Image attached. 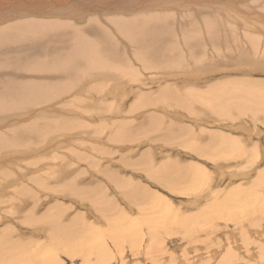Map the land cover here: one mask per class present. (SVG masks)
I'll return each instance as SVG.
<instances>
[{
  "label": "bare ground",
  "instance_id": "obj_1",
  "mask_svg": "<svg viewBox=\"0 0 264 264\" xmlns=\"http://www.w3.org/2000/svg\"><path fill=\"white\" fill-rule=\"evenodd\" d=\"M123 1L126 3V4L123 3L125 6L120 5V7L110 9L106 6L107 4L104 3L103 0H0V154H1L0 157L4 155V152L5 153L14 152L15 150H18L19 147L21 148L20 151L22 150L24 151L26 147L33 148L34 145L36 146L38 140L41 141L44 140V138L50 140L51 136L50 138H47V136L52 134L55 135L56 133L60 132V130L62 131L70 130L75 132L76 128H80V127L82 128V123H80L75 119H72L73 117L69 119L70 118L69 115H68L69 118H66V116L64 118L62 114H60L62 115V117H59L57 114H54L59 110V109L56 110V107L55 108L53 107V103L54 104L56 102L58 103V100L55 99L60 98L61 96L64 98L65 96H68V94H73L77 92H81L83 94L84 92H88V90H90L91 92L94 91V93L100 90L101 93L108 96L110 94H113L112 93V91L114 92V90L112 89L113 86L119 87L120 84L125 85L123 83H126L127 82L126 80H128V82L129 80L130 81L141 80V77H139V75L136 76L133 68L129 66V64L133 60L139 63L138 64V66L140 65V67H138L139 69L152 70L154 72L161 74V76L157 74L160 80H164L167 79L168 77H171L176 81L179 80L175 82L174 85L175 84L178 85V83H183L185 85L181 87L175 86V88L171 87V89L166 88V86L164 88L162 85L160 91L158 90L159 91L158 94L153 92L152 93L142 92L140 93L141 94L140 95V94H136L138 92L137 91L135 93L137 97L136 99L134 98L135 99L134 102L132 101L133 104L130 107L131 111L129 113H133L134 111L136 112L138 110L140 111L141 109L140 113L142 114L145 113V116L143 119L141 118L142 120L140 122L131 123L129 120L128 122L120 119V121L115 120V122L113 121L110 124H108L106 120V121H102L99 126L95 127L96 129L95 131H101L102 136L106 133V130L107 132L109 131L108 135L110 136V139L113 142L115 140L121 141L122 139H124L127 140L128 142H135V143L137 142L138 144L139 139H143L142 141L148 139L150 141L149 143L146 142L148 143V145L149 144L151 145L155 144L157 146L167 145V147L169 145H171L172 147L173 145H177L182 147V149H185L200 158L211 159L213 162L217 164L215 174H210L208 171L203 169L199 164L193 161L184 160L181 159L180 157H175V155L172 156L170 155V153L161 157L160 160H157L158 156L152 149L150 150L144 149V151L142 152L139 153L132 152V154L127 152V154L129 153V156L122 155L118 158L122 166L126 165L125 168L128 167L130 168V170L131 168L133 169L137 167L136 169H138L139 172L144 173V175L147 177V180H150L151 183L156 184L162 187L163 189L172 192L176 191L179 194L183 189L189 190L193 192V194L195 195L197 194V192H199L202 194L201 195L202 199L207 194H210L212 192L211 195L215 196V198L217 196L221 197L222 198L221 201H223V203H227L228 205L232 206V208L233 207L235 208L236 205H232L231 200L234 203L238 204L240 201L238 202L237 200H242L244 197L241 194L237 193L236 195L241 199L237 198V196H235L232 192L234 190L233 187L228 189L223 188L212 191L213 186L210 185L211 181L207 180V176L213 175L215 178L219 176L218 180L221 179L220 176L223 174L224 169L226 167V165L223 162L225 161L228 162L229 160L232 159L233 160L239 159L240 161L247 160L246 162L252 161L253 163L254 161H256L253 158L254 157L253 148L244 147L243 144L242 145L237 144L236 140L238 138L236 139L235 137H233V135L228 134L230 132L225 133L222 131L215 130V128L214 129L200 128L199 130L195 131V129H193L194 127L192 128L186 124L183 125L181 123H175L170 119H167L164 116H162V114L156 112H147L149 113L147 114L145 112V108L158 109L161 106L167 105L169 108L173 107V109H180L187 111L193 110V112L190 113L194 116L195 115L201 117L207 116V118L208 117L212 118V116L214 115L219 119L218 122H222V121L233 122L235 121L236 118H239L241 116L239 115V113L243 110L242 106L239 105L241 101H245L248 104L247 107L249 110L245 109L244 112H250L253 116H255V113L257 111L254 113V110H252L254 106L251 105L254 103L253 105L258 104L259 106L260 104L257 101H260L261 99L260 103L262 107L260 105L261 107L260 109L264 112L263 110L264 91L258 89V86L255 83L256 80L255 81L252 80V82H247L248 84L251 83L250 86H256L253 88L252 87L249 88V85L248 86L246 85V81H244L243 83L239 81L240 83H237L236 79L227 77L228 74L226 75V77H220V78L218 77L217 79L214 77L213 80L209 79L210 76L212 78L213 74L218 73V70H220L223 66L226 65L229 66L230 64H234V65L242 64V62L245 64L247 63L257 64L263 62L259 65V68L256 67V65L253 66L254 68L253 70L258 68V72L264 71V66H263L264 32H260L261 35L260 33L257 34V36L252 35L253 31L254 32L255 31L258 32L259 30L264 31V27H263L264 23L261 19L262 17H264V15H261L262 13L256 14L252 12L253 15H257V17L259 18H255L253 16L252 20L254 21L251 22L250 19L247 18L249 17V15L252 17L251 12L243 11L245 9L241 7V6L243 7L246 6L245 5L246 0H240L241 2L236 3V4H242V5H238L239 7H236L234 5L235 4V2H233L234 0H228V1L227 0L225 1L224 0H217V1L216 0L215 1L214 0H141L139 1L138 0L139 2H135L137 0L135 1L123 0ZM211 1L212 3H210ZM253 2L254 4H256L255 6H259V10L262 12L261 8H264V0H253ZM54 3L55 6L60 7L62 9L61 11L68 10L69 11L68 14H66L67 12L65 14L69 15V17L72 18L74 22L75 21L82 22L87 15L90 16V18L88 17V21L87 19H85V21H87L88 24L86 23L87 24L86 26L78 27L75 26L72 20L62 21L58 16L59 13L58 10L55 13H52L51 17H55V18H50L49 14L51 11L49 6L53 5ZM247 3L248 2H246V4ZM117 6H119V4ZM254 7L252 6V8ZM119 8L126 10L125 11L126 13L123 12L125 13V15L121 16L122 14L121 15L118 14L120 16L112 18L111 25L113 26V28H115L112 30L113 31L115 30L116 32L115 33L116 35H114L110 31V29H107V27L104 26L105 24L104 25L99 24L100 21H98L96 14L100 13L101 10H104L105 12H109V13H113V11L119 12L117 10ZM134 12H136V15L131 16L130 14L132 13L134 14ZM93 15H95L94 18L91 17ZM102 17L100 16V18ZM259 23L261 24L263 23V24L260 25ZM240 30H243V32L242 31L240 32ZM117 35L122 37L123 40H125L126 42L123 41L122 39L118 40ZM243 40H245V43ZM213 41H215L214 43L218 42L223 48L228 47L232 49L231 52L235 53L233 54L234 56L230 55L228 56V58H225L227 54L226 55L224 54L225 55L223 57L225 58V60L223 59L224 61H222V58L220 59L215 58V56L213 58L209 57L208 55L210 53L204 52L203 48H205L206 44L212 43ZM255 42L259 44V46H257L258 45L257 44L256 45L257 48L256 46L255 48L258 51H260V49L263 50L261 55L258 54L257 50H255L257 54L254 53V50L251 51L253 45L252 43L255 44ZM128 56L132 59L131 61L128 60L129 59ZM115 58L121 60V62H124V64L125 61L128 63H126L127 65H124L123 63H117L119 61H115L114 60ZM131 68L134 72H132V70L129 71V69ZM150 77L151 79H153L152 78L153 76ZM89 83L90 85L92 83V85L89 86ZM132 83L131 85H134ZM142 83H144V81ZM108 84H112V85H108ZM87 85L89 86L88 88H86ZM165 85H167V83ZM174 85L172 84V86ZM245 85L247 87H245ZM107 86L108 88L105 89ZM85 88L86 90L82 92L83 89ZM98 88L99 90H97ZM157 88H159V86ZM141 90L142 89H140V91ZM123 91L125 93L120 91L121 92L120 95L122 97L127 96L129 91L126 92L125 89ZM160 94L161 96H159ZM162 94L167 99H165L162 96ZM254 98L255 99L257 98L259 100L257 99L255 100ZM72 100H73L72 104H74V106L80 105L87 107L90 105V101L80 96H76ZM106 103L107 102L104 103V106L106 105ZM67 107L69 106L67 105ZM105 107L107 108L109 107V105L107 104V106ZM119 107L121 106L120 105H116L113 107L110 106V110L111 112L113 110L114 112H116L114 114H117L118 111L120 112L122 111V109ZM21 110H27L26 114L37 117H32L33 119H31V116L24 117L23 119H18V120L13 119L16 121H13L12 123H10L11 125H9L8 127L6 126L7 128H5L3 124L5 122V118L3 117L4 119H1V117L3 115L11 114L12 112H17V111L19 112ZM232 110L237 111L235 112L237 114H235L234 111ZM105 111L107 110L104 109V112ZM140 113H137L138 116L141 115ZM8 117L10 116L8 115ZM25 120H27V122H25ZM20 121L22 122L20 123ZM91 127L92 126L87 128L94 130L93 129L94 127L92 128ZM232 130L234 131V129ZM66 137H68V135H66ZM71 138H73V136ZM48 140H44L42 142L44 143L46 141L49 142ZM242 140L243 139H238L239 142L241 141L244 143V141ZM40 141L38 142L40 143ZM155 141H158L160 143H157ZM244 144L246 145V143ZM98 147L95 149L98 150ZM37 148L38 147L36 146L37 151L35 149H32L36 151L34 154H36L37 152L38 153L42 152L44 150L46 151L48 147L46 146L44 150H41V148L39 150V148L38 149ZM104 149L106 148H103V152H105ZM29 152L30 151L23 152L25 153V155L21 156L20 158L24 159L26 156L29 155L26 153ZM74 153L76 156L75 158H78L80 160L81 159L83 160L84 158L86 159L89 158V156L86 157L87 154L83 155L85 153L81 154V153H77V151L76 152L74 151ZM50 156L51 157L49 158L55 160V162H53L55 164H57V162L60 163L61 162L60 159L63 158L62 156H59L57 154H53V155L50 154ZM32 157H33V153H32ZM46 158L49 161L47 156H41L40 158H36L35 161H34L35 158H33L30 160V162H32V160L33 162L29 163V165L38 166V164L44 161L46 163ZM7 160H9V158L0 161V163L4 162V164H0V172L3 169L5 173L4 176L9 175L8 171H10L9 169L6 168V167L9 168L10 166V164H7L8 163ZM89 160H92L90 161L91 162L90 164L92 165V167L95 168V169L93 168L91 169L99 173L102 176V179L104 178L106 179L107 182H109L108 184H110L109 186L111 187L112 191L115 192L113 193L115 196H112L106 187L104 188V185L107 184L106 181L103 186L100 182L94 180H93L94 183L91 182L92 184L89 182L84 186H78L77 183L78 181L77 182L75 181L77 185L76 184L66 185L64 186V191H67L68 193L70 192L72 198H73L72 193H74L77 199L79 198L81 201L86 202L93 209L92 212H94V214L97 216L96 218L98 219L97 221L94 222L84 221L85 219L82 220L83 214H77L78 213L77 212L68 221L65 220L66 223H63L62 218H60V214L62 216L66 214L63 215L61 211L53 212L54 214L44 213L41 215L40 212L38 215L37 212L36 214H34L33 211L32 213L22 214V219L20 218L21 221L33 225L34 228L36 226V228H38L39 230L40 229L43 230V228H45L44 231L46 232L43 233H45L46 244L60 242L59 245L61 246V249H63L64 254L76 253V255H81V253H83L82 260L86 262V264L89 263V260L92 261L90 262L92 264H110L113 262L112 259L114 260L118 259L120 261V264H128L135 259L136 260L139 259L141 261L137 263L134 262L133 264H138L141 262L143 263L145 262L144 264H163L164 259L165 260L178 259L181 264H197L196 259L201 255V253L199 254L195 253V255L191 257L193 260L189 261L187 254L189 249L190 250L192 249V245H189V243L192 244L195 242L197 243L194 244L196 246L198 245L205 246L206 244L203 243H205L207 238L206 239L204 237H203L204 239L201 238V234L199 232L202 231L201 233H203L204 235V232L208 231L209 233L210 229L200 230L197 234L191 233L192 235H189L185 238H180L179 234L181 231L177 233L175 232L177 228L174 231L171 229V227L172 225H179L181 227L184 225V227L186 228L187 226L185 225L187 224V222L190 221L189 218L193 219L194 221L195 218L201 216L200 213L203 211L204 208H199L197 209V211L189 215L185 210H183V207L171 206L170 205L171 203L165 198V196L162 197L157 192L150 190L147 186L143 185L139 180H135L130 177L121 175L117 170L114 171V169L113 170L110 169V167H108L110 166V164L106 166L107 164L103 165V163H97L98 160L97 162L90 158ZM230 173L231 172L228 171V174ZM19 175L22 174L18 173L16 179L19 178ZM40 176H42V174ZM1 177L3 176H0V179ZM9 178H15V177H12L11 175ZM16 179L14 180L12 179L13 181L11 183L15 182ZM29 180L30 182L34 181L32 183L33 185L35 184V182L41 183V181H39L37 176L35 177L31 176L29 177ZM6 181L9 184V181L8 180ZM21 184L17 187H13L14 188L13 192L15 194V197L13 198V196L11 195L12 197H9L8 199L11 201L12 206H18L19 208L20 206L22 207V205L24 206L27 204V200L25 199L24 196L25 195L24 193L26 192H23L25 191L26 185H21ZM204 185H206V187H204ZM202 187H204L205 190H203ZM2 188L4 190V188L6 187L5 186L3 187V185H1L0 194L5 192V191H1ZM199 189H202L200 190L201 192L199 191ZM60 191L62 193V190ZM17 193L23 194V197H20L22 195H17ZM31 193H32L31 196L32 199L36 197L33 196L34 192ZM230 193H232L233 195ZM196 196L199 198L198 195ZM48 198H44V200ZM119 198L121 199V201H124L126 203L127 205V208L125 207L126 210L120 207L119 204L117 203V200ZM201 198L199 199L191 198L190 195L185 199L183 206L196 207V205H198L200 200H202ZM32 201L33 204L31 205L34 206L33 208H38L39 205L37 204L34 205L35 200ZM42 203L43 202H41V205ZM69 205L70 204H68L67 206ZM210 205L212 204H209V206ZM47 206L49 207V205ZM60 207L61 206L55 205L54 208L60 209ZM70 208L68 207V209ZM133 209H135L134 210L135 212L133 211ZM61 210H65V209H61ZM18 214L21 213L18 212ZM71 214L73 215V213ZM89 216L92 217V215ZM246 216L248 215L246 214ZM66 217L64 218L66 219ZM196 220L199 221V219ZM200 221L202 222L204 220H200ZM248 223L250 222L248 221ZM159 228L161 229L159 230ZM163 228H165L166 230L161 231ZM7 229L8 228H6V230ZM10 229L12 228H9V230ZM9 230L7 232L4 231L3 233H0V256H2L3 258L5 257V259L3 260L4 261L6 260V262H7L6 257H9L11 259V256L13 254L18 255L19 258H26L23 256L24 255L26 256V253L28 254V252L30 251L24 252L22 250L24 249L23 246L25 245L26 247L28 242L15 238L12 239V236L10 235L12 232L10 230V234H9ZM184 233H187L186 229ZM104 238L110 240L109 242H111L110 246H112V249H109L108 243L107 245H105L101 242V240ZM120 238H122L123 241H120L119 240ZM166 238L167 239L169 238L170 241H172V239H177V238L184 241L181 242L180 244H177L179 248L180 247L182 248L179 254H177L176 256L171 254L169 257L166 256L162 247H160L162 245L164 246L165 244H167L165 243L167 240ZM196 238H198L197 241ZM90 239L92 241H95V243H89ZM83 241L84 243L82 244ZM40 242L41 243H38L37 247L35 248L37 250H41L42 253L45 255V252H43V249L41 248L42 241ZM73 242H75L74 245L76 244L78 245L76 248L73 247ZM30 243H32V241ZM44 243L45 242H43V244ZM55 245H57V243ZM251 245L252 244L250 243L244 244V247L246 248L245 251L247 254H250L249 256L254 255L255 253L254 250L249 252L250 250L249 248L251 247ZM11 247H13V249L15 248V250L10 249ZM227 247H230V245ZM89 249L93 250L95 253H94V257L88 256L89 257L88 260V258H86L85 256L84 258L83 255ZM256 249L257 248H255V250ZM261 249L262 247L259 246V250ZM53 250L54 249H52V251ZM72 251L75 252L72 253ZM37 252L39 253L40 251L35 252V250H33L30 252V255H34L36 256V258H38L40 255L37 256L38 255ZM223 252L227 253V250L226 251L224 250ZM42 253L41 256L43 255ZM129 254L133 255L134 258L133 259L131 257L130 262H128V260L126 259L127 255ZM49 255H51V253H49ZM49 255L47 256L45 255L47 257V260H52L51 256L48 258ZM41 256L40 258H43ZM234 258L235 261H233V263L231 264H241L240 263L241 260L244 259L243 257L242 258L234 257ZM1 260L2 259H0V262ZM38 260L41 261L40 259ZM56 260L54 259L52 261H56ZM6 262L5 264H7ZM41 262H43L44 264V259ZM46 262L45 264H48ZM209 262H211V260H209ZM259 262L262 264L261 261ZM250 264H252V262H250Z\"/></svg>",
  "mask_w": 264,
  "mask_h": 264
},
{
  "label": "rangeland",
  "instance_id": "obj_2",
  "mask_svg": "<svg viewBox=\"0 0 264 264\" xmlns=\"http://www.w3.org/2000/svg\"><path fill=\"white\" fill-rule=\"evenodd\" d=\"M103 1H104V3L107 4L106 6L108 8H110V9L120 7V5H124L123 3H125L123 0H120V1L119 0H103ZM133 1H135V0H133ZM139 1H141V0H139ZM139 1L137 0L135 2H139ZM233 2H235L234 5L236 7H239L238 5H242V4H236L238 2H241L240 0H238V1L234 0ZM246 2H248L249 5H248V3L246 4ZM246 2H245V5L246 6H244V7L241 6L245 10H243L242 8L241 9L243 11H246V12H248V11L251 12L252 17L250 15H249V17H247L248 19H250L251 22L254 21V20H252L253 19V16L255 18H259V17H257V15H253L252 12H254L256 14L262 13L261 15H264V8H261V10H262V12H261L259 10V6H255L256 4H254L253 0H249V1L246 0ZM210 3H212V1ZM118 4H119V6H117ZM252 6L253 7L255 6V7L252 8ZM49 7H50V11H51L50 14H49L50 18H55V17H51L52 16V13H55L58 10L59 11L58 16L60 17V20H62V21H64V20L71 21L72 20L73 23L75 24V26H78V27H83V26H86L88 24L87 23L88 17L90 18V16H88V15L83 20V21H85V19H87V21H85V22H83V21L82 22L81 21L80 22H76L75 21L74 22V20L72 18H70L69 15H66L69 12L67 9H66L67 11H61L62 9L60 7L55 6V3L53 5H51V6H49ZM56 7H57V9H56ZM117 10L119 12L113 11V13H109V12H105L104 10H101L100 13H97L98 15L96 14V17H97L98 21H100L99 24L100 25H104L105 24L104 26L107 27V29H110V31L114 35H116L115 34L116 32H115V30L114 31L112 30V29H115L111 25L112 24L111 23L112 22L111 21L112 18L118 17L121 14H122L121 16H123L126 13L125 12L126 10H123L122 8H119ZM123 12H125V13H123ZM118 14H120V15H118ZM130 15L131 16H134V15H136V12H134V14L132 13ZM94 16L95 15H93L91 17L94 18ZM100 16L101 17L103 16V17L100 18ZM263 18L264 17H262L261 19H262V21L264 23ZM83 23H85V24H83ZM259 24L262 25L261 23H259ZM263 27H264V25H263ZM241 31L243 32V30H240V32ZM260 32H264V31H262V30H259L258 32H256V31L254 32L253 31V33L251 31L252 35H254V36H257V34H259ZM260 35H261V33H260ZM117 38H118V40H121V39L123 40V38L120 37L119 35H117ZM123 41H125V40H123ZM243 41L245 43V40H243ZM214 42L215 41H213L212 43L206 44L205 45V48H203L204 49V52L210 53L208 55L209 57L213 58L215 56V58H219V59L222 58V61H224L225 58H228V56L235 54V53L231 52L232 49H230L228 47H224L223 48V47H221V45L218 42H216V43H214ZM252 44L253 45H252L251 51L254 50V53H256L255 50H257L256 48H257V46H259V44L256 43V42H255V44L254 43H252ZM212 46H214V47H212ZM245 46H247V45H245ZM255 46H256V48H255ZM212 50H214V51H212ZM260 51H258V54L261 55V53H262L263 50L260 49ZM219 53H220V55H219ZM224 54L225 55L227 54L225 58H223L225 56ZM253 58H254V56H253ZM114 60L115 61H119L117 63H123L124 64V62H121V60H119L117 58H115ZM128 60L131 61L132 59L129 57ZM132 61L129 64V66L132 67L135 72L132 70V68L129 69V71L132 70V72H134L136 74V76L139 75V77H141V80H139V81H137V80L130 81L129 80V82H128V80H126L127 82L126 83H123L125 85L120 84L119 87L113 86L112 87V89L114 90V92L112 91L113 94H110V95L107 96V95L101 93L100 90H99V88L97 89L99 91L98 92L96 91L95 93H94V91L91 92L90 90H88V92H84L86 90V88H88L89 86L92 85V83H91V85L89 83V86L87 85L86 88L83 89V91H82V92H84L83 94L81 92H77V93H73V94H68V96H65L64 98L61 96L63 99L61 97L55 99V100H58V103L57 102L55 104L53 103V107L54 108L56 107V110H58V109L59 110H58V112H56L54 114H57L59 117H62V115H63L64 118H65V116H66V118H69V116H70L69 119H71L73 117L72 119H75V120L79 121L80 123H82V128L81 127L80 128H76L75 132L74 131H70V130H68V131H62V130H60V132L56 133L55 135L52 134V135L47 136V138H50V136H51V139L50 140L44 138V140H48L49 142L46 141L44 143V142H42L44 140H41V141L38 140V141H40L41 145L37 141L36 146L39 148V150H40V148H41V150H44V148H46V146H47L48 148L46 149V151L44 150L42 152H39V153L37 152L36 154H34L37 151L36 150V146L34 145L33 148L26 147V149L24 151L23 150L20 151L21 148L19 147L18 150H15L14 152H9V153H5L4 152V155H2V157H0V161H2L3 159L9 158V160H7V162H8L7 164H10L9 168L6 167L7 169L10 170V171H8L9 172V175H7V176L5 175L6 176L5 177L4 176L5 173H4L3 169L0 172V176H3L4 177V178L1 177V179H0V187H1V185H3V187L4 186L6 187V188H4V190H3V188L1 189V191H5L6 193L4 192L5 194L4 193H1L0 194V200H1L0 201V233H3L4 231L7 232L9 230V228H12L13 231H12V229H10L11 232H12L11 234H10V230H9V234L12 236V239L15 238V239H20V240H23V241L28 242V244H27L26 247H25V245L23 246L24 249L22 251H24V252H26V251H30L31 252L33 250H35V252L36 251H40L39 253L37 252L38 253L37 256H39V255L41 256L42 251L41 250H37L35 247H37L38 243H41L40 241H42V244H41L42 247L41 246H38V247H41L43 249V252H45V255L46 256L49 255V253H51V255H49L48 258L51 256L52 260H54V259L56 260L57 259L56 261L47 260V257L43 253L42 254L44 255V257H43V255L41 256L43 258H40V256L38 258H36V256L30 255V252H28V254L26 253V256L25 255L23 256V257H26L27 260H26V258H19L18 255L13 254L11 256V259L9 257H6L7 258V262H6V260L5 261L3 260V259H5V257L3 258L2 256H0V259H2L4 261L3 262L1 260L2 263L0 262V264H5V262L7 264H10V263L11 264H23V263L24 264H39V263H42L43 264V262H41L43 259H44V264H45L46 260H47L46 263H48V264H52V263L54 264V262H55V264H86V262H84L82 260L83 259L82 258V254L83 253H81V255H76V253L75 254H67V253L64 254L63 249H61V246L59 245L60 242H56L57 245H55L56 243L46 244L45 233H43V232H46V231H44L45 228H43V230L42 229L39 230L35 226V228H36V230H35V228H34L33 225L27 224L24 221H21V219H22V214L32 213L33 211H34L33 212L34 214H36V212H37L38 215H39V212H40V215H41V214H44V213H48L49 214V213H53V212H56V211L57 212H60L61 211L63 213V215L66 214L64 216H62L60 214V218H62V222L63 223H66L65 220L68 221L77 212H78L77 214H83L82 220L85 219L84 221H88V222L97 221L98 220V219H96L97 216L94 214V212H92L93 209L86 202L81 201L79 198L77 199L76 196L74 195V193H72V195H73V198H72V196L70 195L71 194L70 192L68 193L67 191H64V186L69 185V184L75 185L77 181H78L77 182L78 183V186H84L85 184H88L89 182L90 183L91 182L94 183L93 180L94 181H97V182H100L102 184V186L105 184L106 179L103 178L104 179V181H103L102 176L99 173H97L95 170H93L95 168L92 167V165L90 164L91 163L90 161H92V160H89V158L95 160L96 162L98 160L97 163H103V165H106L107 164L106 166H108L110 164V166H108V167H110V169H112V170L114 169V171L117 170L121 175L130 177V178L135 179V180H139L143 185L147 186L150 190L157 192L162 197L165 196V198L171 203L170 204L171 206H173V207H175V206L176 207H183V210H185L189 215L191 213H194L195 211H197V209H199V208H204L203 211H202L203 213L202 212L200 213L201 216L198 217V218H195V220L196 219H199V221L196 220L197 221L196 222L195 220L193 221V219L189 218L190 221L187 222V224L185 225V226H187L186 228L184 227V225L182 227L179 226V225H172V227H171V229L174 230V231L177 228L178 230L176 229V231H175L177 233L181 231L180 234H179V237L180 238H185V237H187L189 235H192L191 233L197 234L200 230H209L210 229L209 230V233H208V231L207 232H204V235H203V233H201L202 231L199 232L201 234V238H203V237L205 239L207 238L206 241H205V243H203V244H206L205 246L204 245H201V246L198 245V246H196V245H194V244H197L195 242L192 243V244L189 243V245H192V249L191 250L189 249L188 254H187L189 261H192L193 260L191 257L194 256L195 253H197V254L201 253V255L199 257H197V259H196L197 264H203V263L204 264L205 263L206 264H214V263L215 264L216 263L217 264H223V262H224V264H231V263H233V261H235V258L234 257H236V258H242L243 257L244 259L241 260V262H240L241 264L242 263L243 264H250V262H252V264L253 263L254 264H256V263L257 264H261L259 261H261L262 264H264V261H263L264 260V228H263V226H264V178H263L264 177V112L260 109L262 107V105L260 103L261 99H260V101H257V102H259V104L261 105V107H260V105L258 106V104L257 105L256 104L253 105L254 103L252 105L250 104L251 106H254L253 109H252V110H254V113L257 111L255 113V116L256 117L253 116L250 112H244L245 109L249 110L248 107H247L248 104L245 101H241L240 104H239V105L242 106V109H243L239 113V115H241V116L239 118H236L235 121H233V122L232 121H222V122H218L219 119L216 116H214V115L213 116L212 115H209V116H212V118L211 117H208L207 118V116H202V117L201 116H196V115L194 116V115L191 114L193 112V110L192 111H190V110L187 111V110L173 109V107L172 108H169L167 105H165L167 108L165 106H161L158 109H154V108L153 109L152 108L151 109L150 108H147L146 109L145 108V112L146 113L147 112H156V113L162 114V116H164L167 119H170L171 121H173L175 123H181L183 125L186 124V125H188V126H190L192 128L194 127L193 129H195V131L199 130L200 128H207V129L208 128H210V129H212V128L214 129L215 128V130L222 131V132H225V133L230 132L228 134L233 135V137H235L236 139L237 138L238 139H243L242 141H244V143H246V145H245L243 142H241V141L239 142L238 139H237L236 140V143L237 144H239V145H242L243 144L244 147H252L253 148V153H254V157L253 158L256 160L253 163H252V161L246 162L247 160L246 161L245 160L240 161L239 159L238 160L237 159H235V160L232 159V160H229L230 162L229 161L228 162L227 161L223 162L226 165V167L224 169V172L225 173L223 172V174L220 176L221 179L218 180V177L219 176L216 177V178L213 175L207 176V180H210L211 181L210 185L213 186L212 191H215V190H218V189H223V188H227L228 189V188L233 187L234 190L232 192H233V194L235 196H237L236 194L238 193V194H241L244 197L242 200H237L238 202L240 201L238 204L234 203L231 200L232 205H236L235 208L234 207L232 208V206L228 205L227 203H223V201H221L222 200L221 197H218L217 196L215 198V196L211 195L212 192L210 194H207V195L205 194L206 196L203 199L201 198L202 197L201 196L202 194L199 193V192H197L196 195H198L199 198H201L202 200H200V202L198 203V205H196V207H194V206L185 207V206H183V203H184L185 199L187 197H189L190 195H191V198H197V199H199L195 194H193V192H191L189 190L183 189L181 192L179 191L180 192V194H179L176 191H175L176 192L175 193V192H172V191L163 189L162 187H160V186H158L156 184L151 183L150 180H147V177L144 175V173H141V172L138 171V169H136L137 167L133 168L134 170L132 168L130 170V168H128V167L125 168L126 165L125 166H122V164L120 163V161L118 160V158L120 156H122V155H126V156L128 155L129 156V153L132 154V152L139 153V152L144 151V149H149V150L152 149L157 154V156H158L157 157L158 158L157 160H160L161 157H163L164 155H167V154L170 153V155H172V156L175 155V157H180L181 159L190 160V161H193V162L199 164L203 169H205L206 171H208L210 174H215V172H216L217 164L215 162H213L211 159H208V158H200V157H198V156L190 153L189 151H187L185 149H182V147L177 146V145H173V147L171 145H169L168 146L169 148L167 147V145H163V146L162 145L157 146L155 144H153V145L149 144L148 145V143L150 142L148 139H145V141H142L143 139H139L138 144H137V142L136 143L135 142H128L127 140H124V139H122L121 141L115 140L113 142L110 139V136L108 135L109 131L107 132V130H106V133L103 136L101 135V131H95L96 130L95 127L99 126L102 121H106V120H107L106 122L108 124H110L113 121L115 122V120L116 121H120V119L123 120V121H128L129 120L131 123L140 122L144 118V116H145V113H143V114L140 113L141 112V109H140V111L138 110L139 112L138 111H136V112L137 113H140L142 116L141 115L138 116V114L135 111L133 113H129L131 111V108L130 107H131V105L133 104L134 100L137 97V95H135V93L137 91L139 92L140 89H142V90L139 93L137 92L136 94H140L142 92H145V93L146 92L147 93H150V92L152 93L153 92V93H157L158 94L159 91H160V89H161V87H162V85H163L164 88L166 86V88H170V89H171V87L172 88H175V86L181 87V86L185 85L183 83H178V85H176V84L174 85V83L177 82V81H179V80L176 81L175 79H173L171 77H168L167 79H164V80H160L159 77H158V75L161 76V74H159L157 72H154L152 70H141V69L138 68V67H140V65L138 66L139 63H137V61H133L134 62L133 63ZM126 63H128V62L125 61V64L124 65H127ZM261 63H263V62H260V63H257V64H255V63H253V64H250V63L249 64L248 63L245 64V63L242 62V64H235L236 66L234 64H230L229 66L226 65V66H223L220 69L221 71L218 70V73L213 74V77L212 78L210 76L209 79L213 80L214 77L216 79L218 77L219 78L220 77H226V75L228 74L227 77L236 79L237 83H240V82L243 83L244 81H246V85L247 86L249 85V88L250 87L253 88V87H256V86H250L251 83L248 84L247 82H252V80H254V81L256 80L255 83L258 86V89L264 91V71L263 72H258V68H259V65ZM255 65H256V67H258V68L255 67L257 69V70L255 69L256 71L253 70L254 69L253 66H255ZM247 66H248V68H247ZM263 66H264V64H263ZM222 69L225 70V71H223ZM227 71H229V72H227ZM139 72H140V74H139ZM141 72H143V73H141ZM149 75L150 76H153L152 77L153 79H151V77ZM147 77L149 78V80H148ZM155 78H156V81H155ZM146 79H147V81H146ZM151 80H153V81H151ZM249 80H251V81H249ZM143 81H144V83H142ZM138 82H140V83H138ZM131 83L134 84V85H131ZM166 83H167L168 86L165 85ZM172 84L174 86H172ZM108 85H112V84H108ZM169 85H171V86H169ZM246 85H245V87H247ZM158 86H159V88H157ZM107 88H108V86L105 89H107ZM124 89H125L126 92L131 89L130 90L131 91V94H130V91H129V93H128L129 96L127 95V96H123L122 97L120 95V93H121L120 91H122L123 93H125L123 91ZM81 94H82V96H81ZM76 96H80V97H83L84 99H87L88 101H90V105L87 106V107L86 106H80V105L77 106V105H75L76 106L75 107L74 104H72L73 103V100L72 99L74 97H76ZM159 96H161V94ZM162 96L165 99H167L163 94H162ZM67 97H69V98H67ZM257 100H259V99H257ZM105 102H107L105 106H107V104H108L109 107L106 108L104 106V103ZM100 103H102V104H100ZM58 104L60 106L61 105L62 106L60 107ZM65 104H67L69 107H67V105H65ZM115 104L116 105H120L121 107H119V108L122 109V111L121 112L118 111L117 114H114L116 112H114L113 110L111 112V110H110V106L111 107L116 106ZM101 105L103 106V108L105 107L104 109H106L107 111L104 112V109L102 108ZM63 106H65L66 108L63 107ZM232 111H234V113L237 112L235 110H232ZM26 112H27V110H21L19 112L17 111V112H12L11 114L3 115L1 117V119H4L5 118V122L3 123L4 124V127L7 128L9 125H11L10 123H12L13 121H16V120H13V119H17L18 120V119H23L24 117L31 116V115L26 114ZM50 113H52V112H50ZM64 113H65V115H64ZM60 114H62V115H60ZM126 114H128V115H126ZM147 114H149V113H147ZM197 114H199V113H197ZM235 114H237V113H235ZM8 115L10 117H8ZM124 115H126V116H124ZM136 116H138V117H136ZM32 117H37V116H31V119H33ZM131 117H132V119H131ZM199 120H202V121H199ZM21 122L22 121H20V123ZM25 122H27V120H25ZM85 122L86 123L88 122V123L86 124ZM195 122H197V123H195ZM89 125L92 126V127H94L93 128L94 130H92L90 128L88 129L87 127H90ZM85 126H87V127H85ZM84 128H86V129H84ZM232 129H234V131L235 130L236 131L234 132ZM99 130H101V129H99ZM70 132H71V134H70ZM98 132H100V133H98ZM66 135H68V137H66ZM72 136H73V138H71ZM83 142H85L86 144L83 143ZM146 142H148V143H146ZM155 142L160 143L158 141H155ZM39 145H40V147H39ZM22 147H24V146H22ZM97 147H98V150L95 149ZM103 148H106L107 150L104 149L105 152H103ZM32 149H35L36 151L35 150H32ZM101 150H102L103 153L101 152ZM25 151H27V152L30 151L29 153H26V154H29L28 155L29 157L26 156L27 158L25 157L24 159L20 158L21 156H24L25 155V153H23ZM74 151L75 152L77 151V153H81V154L85 153L83 155H86L87 154L86 157L89 156V158H87V159L84 158L83 160L82 159L80 160L78 158H75L76 156H75ZM96 151H98V152H96ZM108 152H109V154H108ZM127 152H129V153L127 154ZM32 153H33V157H32ZM50 154L51 155L57 154L59 156H62L63 158L60 159V161H61L60 163L57 162V164H55V163H53V162H55V160L49 158V157H51ZM104 155H105L106 158L104 157ZM41 156H47L48 157L49 161L46 158V163L48 165L45 163V161L44 162H41L40 164H38V166L37 165H29V163H32L33 162V160H32V162H30L31 159L35 158L34 159V161H35L36 158H40ZM69 156H70L71 159L69 158ZM107 158H108V160H107ZM109 158H110V161H109ZM237 161H239V162H237ZM108 162H110V163H108ZM0 164H4V162H1ZM89 164L91 165V167H90ZM219 165H222V164H219ZM31 166H32V168H31ZM91 168H93V169H91ZM53 169H54V171H53ZM26 171H28V172H26ZM228 171L231 172V173L228 174ZM234 171H236V172H234ZM134 172H136V173H134ZM18 173L19 174L21 173L22 175H19V178L16 179ZM41 174H42V176H40ZM11 175H12V177H15V178H9ZM31 176H33V177L37 176L38 179H39V181H41V183L40 182H38V183L35 182L36 185L35 184L33 185L32 183L34 181H31L30 182V180H29V177H31ZM82 176H85V177H82ZM6 178H8V179H6ZM5 179L9 181V184H8V182ZM9 179H11V180H9ZM12 179L13 180L16 179V181L13 182V183H11L13 181ZM14 183H17V184H14ZM80 183H81V185H80ZM106 183L107 184L104 185V188L106 187L107 190L110 192V194L112 196H115L113 194L115 192L112 191L111 187L109 186L110 184H108L109 182L106 181ZM20 184L21 185H26L25 191H23V192H26V193H24L25 194L24 196H25V199L27 200V204H26L27 206L26 205H24V206L22 205V207L20 206V208H19L18 206H12L11 201L8 200V199H9V197H12V196H13V198L15 197V194L13 192L14 191L13 190L14 189L13 187H17ZM204 187H206V185H204ZM204 187H202L203 190H205ZM202 189H199V191L202 190ZM60 190H62V193H61ZM31 192H34L33 196H36L33 199L31 197L32 196V193ZM27 193H29V194H27ZM230 194H232V193H230ZM17 195H22L20 197H23V194L17 193ZM68 196H70V197H68ZM44 198H48L49 200L48 199H45L44 200ZM237 198H240V197L237 196ZM19 199H21V198H19ZM31 199L32 200H35L34 201V205H36V204L39 205L38 208H33L34 206L31 205V204H33V201ZM218 199H219V202H218ZM1 202H3V203H1ZM41 202H43L42 205H41ZM117 203L119 204L120 207H122L124 210H126L127 205H126V203L124 201H121V199L119 198L117 200ZM68 204H70V205L67 206ZM79 204H81V205H79ZM209 204H212V205L209 206ZM47 205H49V207ZM52 205H53V207H52ZM55 205L61 206L60 209L59 208L58 209L57 208H54ZM68 207L69 208L71 207V208L68 209ZM88 207H89V209H88ZM42 208H43V210H42ZM54 209H55V211H54ZM61 209H65V210H61ZM256 209H257L258 212L256 211ZM134 210L135 209H133V211ZM205 210H206V212H205ZM50 211H52V212H50ZM18 212L21 213V214H18ZM67 213H69V214H67ZM71 213H73V215ZM90 213H92V214H90ZM84 214H85V216H84ZM202 214H204V215H202ZM246 214L248 216H246ZM69 215H70V217H69ZM89 215H92V217L89 216ZM64 217H66V219ZM241 217H242V219H241ZM244 217H246V218H244ZM90 219H92V220H90ZM246 219H248V220H246ZM200 220H204V221L201 222ZM243 220L244 221H247V222H244ZM250 220H253V221H250ZM209 221H211V222H209ZM248 221L250 223H248ZM245 223H247V224H245ZM216 227H217V229H216ZM6 228H8V229L6 230ZM184 228L186 229V232L187 233H184V231H185ZM242 228H244V229H242ZM160 229L161 228H159V230ZM165 230L166 229L163 228L161 231H165ZM245 234H246V236H245ZM18 236H19V238H18ZM21 237H23V238H21ZM193 237H190V238H193ZM196 237H197V235H196ZM197 239L198 238H196V241H197ZM119 240L120 241H123L122 238H120ZM167 240L165 242L167 244H165L164 246L163 245L160 246V247H162V249L165 252L166 256L169 257L170 254L176 256L177 254H179L181 252L180 250H182V248L181 247L179 248L177 246V244H180L181 242H184V241L180 240L179 238L172 239V241H170L169 238ZM31 241H32V243H30ZM109 241L110 240H107V238H104V239L101 240V242L103 244H105V245H107V243H108L109 249H112V246H110L111 245V242H109ZM43 242H45V243L43 244ZM104 242H106V243H104ZM83 243H84V241L82 242V244ZM89 243H95V241H92L90 239L89 240ZM218 243H219V245L220 244L221 245L223 244L225 247L223 245L222 246L220 245L221 246L220 247L218 245ZM246 243L252 244L251 247L249 248L250 249L249 252H251V251L254 250L255 251L254 255L249 256L250 254H247L246 253V251H245L246 248L244 247V244H246ZM74 244H75V242H73V247L76 248L78 245L77 244L74 245ZM52 245H53V247H52ZM229 245H230V247H227ZM259 246L262 247L261 250H259ZM74 248H73V250H74ZM214 248H216V249H214ZM255 248H257V249L255 250ZM10 249H13V247H11ZM52 249H54V250L52 251ZM223 249L225 251L227 250V253L226 252L224 253L223 252L224 251ZM13 250H15V248ZM89 250H90V252H89ZM89 250L83 255V257L85 256L86 258H88V260H89V257L90 256L91 257L92 256L94 257V253H95L93 250H91V249H89ZM167 251H168V253H167ZM74 252L75 251H72V253H74ZM234 252L236 253V255H235ZM238 252H240V253H238ZM31 256H32V259H31ZM210 256H212V257H210ZM45 257H46V259H45ZM131 257L133 258V255H131V254L127 255V258L126 259L128 260V262L131 261ZM227 258H229V259H227ZM38 259H40L41 261H39ZM246 259H248V260H246ZM112 260H113V262L111 261L112 263H110V264H120V261L118 259L117 260L112 259ZM138 260L139 259H137V260L135 259V260H133L130 263L133 264L134 262L137 263V262H140L141 261V260H139V261ZM209 260H211L212 263L209 262ZM9 261H10V263H9ZM27 261L30 262V263H28ZM51 261H52V263H51ZM248 261H249V263H248ZM90 262H92V261L89 260V263L88 264H92ZM115 262H117V263H115ZM164 262H166V263H164ZM164 262H163V264H181L178 259H174V260H169V259H166L165 260L164 259ZM130 263H128V264H130ZM141 263L144 264L145 262L144 263L141 262ZM141 263H138V264H141Z\"/></svg>",
  "mask_w": 264,
  "mask_h": 264
}]
</instances>
